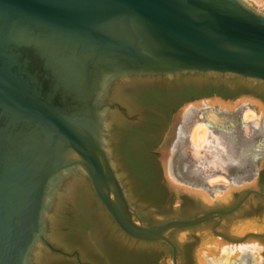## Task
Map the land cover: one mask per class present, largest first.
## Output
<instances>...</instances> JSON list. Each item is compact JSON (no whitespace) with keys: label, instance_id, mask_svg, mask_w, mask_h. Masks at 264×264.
<instances>
[{"label":"water","instance_id":"obj_1","mask_svg":"<svg viewBox=\"0 0 264 264\" xmlns=\"http://www.w3.org/2000/svg\"><path fill=\"white\" fill-rule=\"evenodd\" d=\"M185 71L218 74L205 78L255 91V82H264V6L250 0H0V264H40L42 244L61 252L47 232L60 209L76 208L85 176L126 235L170 248L163 264H179V250L189 252L190 264H264V203L256 197L264 198L257 184L264 154L254 152L250 163L237 166V152L208 124L242 104V132L249 137L264 119L255 96L182 104L156 148L173 212L184 210L182 197L205 212L147 225L127 198L123 178L133 185L111 124L113 88L131 76ZM159 85L166 89L170 82ZM247 112L254 117L243 121ZM199 124L205 135L192 144L190 132ZM178 134L186 136L180 153ZM176 155L186 165L176 167ZM215 178L228 184L208 183ZM217 221L223 235L212 230Z\"/></svg>","mask_w":264,"mask_h":264},{"label":"flooded vegetation","instance_id":"obj_2","mask_svg":"<svg viewBox=\"0 0 264 264\" xmlns=\"http://www.w3.org/2000/svg\"><path fill=\"white\" fill-rule=\"evenodd\" d=\"M213 74L185 71L175 75L131 76L115 84L113 91L116 97L111 102L115 106L110 109L111 124L118 133V146L125 153L122 157L133 185L131 189L142 199L144 168L148 169L149 179L166 189L161 173L160 152L156 148L163 142L167 127L182 104L205 100L213 95L231 100L242 95H252L264 104V96L259 91L241 89L233 82L222 83L205 78ZM214 75L219 77L218 74ZM160 79H168L170 86L166 89L160 87ZM156 89H162L163 95L154 99L151 95ZM241 107L242 104H238L228 114L218 112L222 120H218L215 125L208 122L212 131H220L219 142L224 143L228 150L237 152V166L250 163L254 152L261 151L264 154V119L246 138L242 132V116L239 114ZM253 121L249 120L251 126ZM220 127L223 129L220 130ZM185 141L186 136L178 134L174 149L177 153L182 151ZM176 157V167L186 165L184 159L179 155ZM85 181L86 184L79 185L77 192L87 193L89 207L83 211L68 206L60 209L55 216L56 224L49 226L47 233L49 244L61 252L42 244L39 251L40 264H144V244L151 242L126 235L105 210L87 176ZM261 182L264 183V168L257 179L259 188ZM137 214L141 222L150 225L142 217L143 210L139 209ZM217 223L212 227L215 233H219L215 230ZM260 239L264 241V237ZM161 256L158 252L153 264H163Z\"/></svg>","mask_w":264,"mask_h":264},{"label":"trees","instance_id":"obj_3","mask_svg":"<svg viewBox=\"0 0 264 264\" xmlns=\"http://www.w3.org/2000/svg\"><path fill=\"white\" fill-rule=\"evenodd\" d=\"M220 77V75H219ZM229 77L232 80H238L239 77L235 75H229ZM246 82H253V80H246ZM216 88H213V91L215 92ZM255 91H259V93L264 96V82L257 81L255 83ZM163 95V92H153L151 95L154 99L159 98ZM124 150L122 152V156L124 155ZM119 170V174H120ZM148 175V169L144 168V201L143 199L134 194L130 186L128 185L127 181L124 180L123 176L120 175L121 178H123V184L127 191V198L128 200L134 204L137 208H139L141 211H144V217L150 218L154 215H160L162 218L160 220H157L155 223L147 221L150 225H156L158 223H161L163 221L173 219V218H179V219H187L196 216L199 213L205 212L206 210L202 209L198 205L196 206L195 203L188 199L183 197L182 202L179 204L180 208H184L182 212L179 214H176L173 212V206L175 205V199L172 194H169L166 189L153 182L151 179L147 177ZM260 190L264 192V183H260ZM262 203H264V199L256 196ZM139 199V201L137 200ZM89 197L85 191L82 193L77 192L76 193V205L74 209L83 211L84 209L88 208L90 205V202L88 201ZM195 205L196 208L194 209H185L188 204ZM92 205V203H91ZM91 207V206H90ZM166 207L169 209H166ZM170 238L174 241L173 237V231L169 234ZM148 247L144 248V264H153L156 260V255L158 252L162 255L163 252H166L167 254H171L170 248L164 243V242H151L147 244ZM180 262L181 264H190V254L186 251H180Z\"/></svg>","mask_w":264,"mask_h":264},{"label":"rangeland","instance_id":"obj_4","mask_svg":"<svg viewBox=\"0 0 264 264\" xmlns=\"http://www.w3.org/2000/svg\"><path fill=\"white\" fill-rule=\"evenodd\" d=\"M252 2V4L256 7V8H263V0H250ZM254 117V113L252 112H247L244 114L243 116V121H247L249 118ZM203 130L206 131V127L204 125H196L190 132V140L192 144H195L197 142V137H196V133H199L200 135H202ZM197 131V132H196ZM225 183L228 184L227 180H225L224 178H215V179H211L208 180V183Z\"/></svg>","mask_w":264,"mask_h":264},{"label":"bare ground","instance_id":"obj_5","mask_svg":"<svg viewBox=\"0 0 264 264\" xmlns=\"http://www.w3.org/2000/svg\"><path fill=\"white\" fill-rule=\"evenodd\" d=\"M197 132V131H196ZM205 130H203V133H202V135H200L199 133H196L195 135H196V137H197V141L198 142H201L202 141V139H203V137H204V135H205Z\"/></svg>","mask_w":264,"mask_h":264}]
</instances>
